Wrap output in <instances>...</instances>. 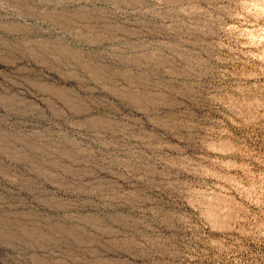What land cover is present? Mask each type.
<instances>
[{"label":"rangeland","instance_id":"rangeland-1","mask_svg":"<svg viewBox=\"0 0 264 264\" xmlns=\"http://www.w3.org/2000/svg\"><path fill=\"white\" fill-rule=\"evenodd\" d=\"M0 264H264V0H0Z\"/></svg>","mask_w":264,"mask_h":264}]
</instances>
